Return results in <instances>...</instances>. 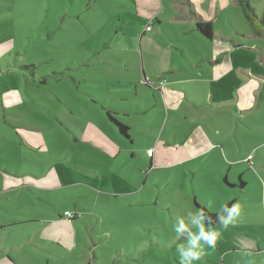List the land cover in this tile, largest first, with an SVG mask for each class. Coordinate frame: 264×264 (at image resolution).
Listing matches in <instances>:
<instances>
[{"label": "rangeland", "instance_id": "1", "mask_svg": "<svg viewBox=\"0 0 264 264\" xmlns=\"http://www.w3.org/2000/svg\"><path fill=\"white\" fill-rule=\"evenodd\" d=\"M194 1L198 14L218 28L228 31L234 21V40L242 46L239 59L264 78V33L253 36L239 0ZM248 1L258 14L263 12L264 0ZM135 15L131 0H0V264H87L89 254L95 264H179L176 246L184 241L171 225L200 209L186 195L194 198L198 183L219 177L186 165L152 167L146 150L150 138L135 130L137 144L127 143L120 163L105 169L109 177L103 180L89 173L103 163L102 154L82 138L89 115L102 114L91 94H103L111 85H123L124 75L131 76L110 59L126 56L119 44L135 45L131 40L124 44L115 33L120 16ZM260 83L264 92V79ZM248 118L263 127L264 102ZM246 131L242 144L256 149L250 151L253 168L244 170L248 187L233 194L250 201L248 211L241 202L238 217L247 223L234 229L238 237H230L221 225L213 227L221 230V240L214 250L205 248L198 264H254L255 255L243 254V247H252L256 255L258 243L264 247V132ZM133 151L144 155L132 157ZM9 166L21 176L25 166L36 172L53 167L64 182L84 186L45 194L29 189L6 193L4 178H18ZM45 179L40 180L48 184ZM83 193L87 195L81 197ZM216 208L208 210L216 213ZM65 210L78 215L77 226ZM60 214L65 223H47L44 231L55 228L58 245L36 243L38 228ZM69 225L78 244L66 250ZM86 248L94 249L96 258Z\"/></svg>", "mask_w": 264, "mask_h": 264}, {"label": "crops", "instance_id": "2", "mask_svg": "<svg viewBox=\"0 0 264 264\" xmlns=\"http://www.w3.org/2000/svg\"><path fill=\"white\" fill-rule=\"evenodd\" d=\"M131 1L136 15L120 16V30L117 28L115 33L122 35L124 44L131 40L135 45L123 46L118 43L125 49L122 52L126 56L122 60L118 57L110 59L117 69H129L131 76H123V85H111L103 94H91L95 103L102 106V114L89 115V123L82 138L98 149L103 163L98 162L94 171L89 173L103 180L108 178L105 169L111 164L120 163L119 158L127 151L128 144L138 142L134 131L141 130L150 138L146 150L152 167L186 165L196 170L209 169L219 177L215 182L204 180L198 183L194 198L186 195L188 200L198 201L200 209L202 206L210 210L207 207L209 202L212 206L219 205L214 212L222 210L230 200H235L234 204L241 205L243 202L244 211H248L249 199L239 200L233 192H243L248 187L249 183L243 178L244 170L245 167L253 168L251 152L256 149L251 151L252 147L242 144L246 130L264 132V126L248 118L264 102L263 85L260 83L264 78L257 76L253 68L239 59L237 50L242 46L234 40L238 34L234 32V21L231 19L228 31L213 24L214 37L208 39L197 28L193 13L203 20L206 17L198 14L200 11L194 0ZM150 23L152 29L147 31L146 27ZM138 41L141 48H138ZM159 81H164L159 89L146 84ZM110 115L129 126V137L120 134ZM100 121L104 122L105 127L101 126ZM71 135L79 139L76 133ZM258 146L261 144L254 147ZM150 149H153L152 155L148 154ZM133 153L132 157L144 155ZM225 157L231 163H227ZM11 168L18 178L5 177L7 182H3L2 190L14 195L26 189L34 194H45L84 186L77 181L64 182L53 167L36 172L34 167L25 166L23 176L16 168ZM44 178L48 184L41 182L40 179ZM95 188L91 189L94 193ZM85 195L83 193L81 197ZM66 211L69 210L64 211V216ZM78 219L77 215L76 219H70L69 222L77 226ZM47 223L61 224L65 221L61 214L59 218L51 215L36 231L34 241L40 245L57 244L59 237L55 228H50L46 234L44 232ZM245 223L238 218L234 226L230 225L227 229L230 237H238L234 229ZM216 226L220 224L210 227ZM69 227L72 230V226ZM77 244L72 230L71 242L64 248L69 250ZM235 244L236 247L240 245ZM251 250L252 247H243L242 253H252L255 255L254 264H264V247L258 243L257 255ZM92 255L96 256L94 249ZM87 256L90 257V254ZM88 258L87 264L96 263V259L92 262Z\"/></svg>", "mask_w": 264, "mask_h": 264}, {"label": "clouds", "instance_id": "3", "mask_svg": "<svg viewBox=\"0 0 264 264\" xmlns=\"http://www.w3.org/2000/svg\"><path fill=\"white\" fill-rule=\"evenodd\" d=\"M225 160L227 163H231L227 157ZM207 207H212L211 202ZM240 214V205H224L221 212L217 213L216 220L224 230H227L230 225H235ZM171 229L177 239L184 241L176 246L179 264H198L205 255V248L214 250L222 237L221 230L209 226V216L203 209L189 212L187 219L176 218Z\"/></svg>", "mask_w": 264, "mask_h": 264}, {"label": "trees", "instance_id": "4", "mask_svg": "<svg viewBox=\"0 0 264 264\" xmlns=\"http://www.w3.org/2000/svg\"><path fill=\"white\" fill-rule=\"evenodd\" d=\"M238 2L240 3V6L242 7L244 16L252 30L253 36L254 37L261 36L264 33V10L261 14H258L256 12V9L249 3L248 0H239ZM193 14H194V18L197 20V28L201 32V34H203L208 39H212L214 37L213 21L203 20L196 13H193ZM146 84L150 86L149 82H147ZM110 118L114 122V124L117 126L120 134L126 137H129V131H130L129 126L122 122L115 120L111 115H110ZM234 202L235 200H230L226 205L231 206L232 204H234ZM200 207L209 216V226H215L219 224L216 220V216H217V213L221 212V210L216 213H211L206 208L202 206ZM72 219H76V217Z\"/></svg>", "mask_w": 264, "mask_h": 264}, {"label": "built area", "instance_id": "5", "mask_svg": "<svg viewBox=\"0 0 264 264\" xmlns=\"http://www.w3.org/2000/svg\"><path fill=\"white\" fill-rule=\"evenodd\" d=\"M151 29H152V23H150V25H148V26L146 27V30H147V31H150ZM149 84H150L151 87H154V88H156V89H159L161 86L164 85V81H159L158 83H156V82H149ZM148 154H149V155H152V154H153V149L148 150ZM251 157H252V156H250V159H251ZM65 216H66L67 218H69V219H72V218H74V217H77V214L72 213L71 211H66V212H65Z\"/></svg>", "mask_w": 264, "mask_h": 264}]
</instances>
